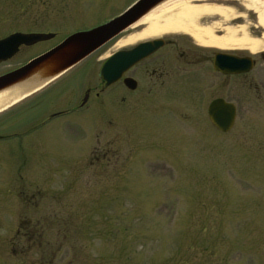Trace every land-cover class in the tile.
<instances>
[{"label": "rangeland", "instance_id": "rangeland-1", "mask_svg": "<svg viewBox=\"0 0 264 264\" xmlns=\"http://www.w3.org/2000/svg\"><path fill=\"white\" fill-rule=\"evenodd\" d=\"M137 1L0 0V36H49L25 50L23 61L114 20ZM192 5L230 12L226 20L200 18L198 26H215L216 37L226 28H244L253 40L264 36L248 2ZM143 29H126L68 74L98 80L100 62L117 51L153 39L192 40L170 33L117 47ZM263 50L264 40L253 54ZM223 93L237 106L228 133L210 124L197 88L175 84L169 113L79 109L54 130L24 137L26 144L10 138L9 124H22L32 108L0 114V264H264V104L239 83Z\"/></svg>", "mask_w": 264, "mask_h": 264}, {"label": "flooded vegetation", "instance_id": "flooded-vegetation-1", "mask_svg": "<svg viewBox=\"0 0 264 264\" xmlns=\"http://www.w3.org/2000/svg\"><path fill=\"white\" fill-rule=\"evenodd\" d=\"M14 34L34 35V37L28 41V44L20 45L11 57L0 61V79L22 69L51 50L22 61L21 54L23 55L25 50L44 44L49 36L43 32H9L0 36V42ZM160 40L162 45L159 49L123 72L121 77L110 85L99 78V70L105 59L100 62L98 80L90 79L89 73H81L83 76L81 80L78 79L80 75L75 77L74 72L69 75L72 68L62 75H65L63 79L67 78L64 82L60 80L62 77L60 76L47 83L39 80L37 84L28 86L23 98L13 101L7 107L8 109L0 112L3 114L8 111V116L10 114L14 116L13 108H32L22 124H18L15 119L11 118L13 121L9 124L10 138L18 140V144H26V141H23L24 137L39 135L47 128V131L54 130L61 119L70 118L79 109L84 108H168L169 113L170 84H175L179 89H186L189 86L197 88L203 107L206 108V114L210 104L219 100L236 109L237 106L226 100L223 92L235 90L237 83L246 87L252 93L253 99L264 104V50L253 54L241 49L221 50L202 47L190 38H186L185 45L181 44L178 37ZM216 58L219 62L239 63V70L243 71L235 74L222 73L220 65L217 70L213 67ZM193 68L198 72H192ZM173 76L175 80L169 83ZM22 79H17L10 86ZM126 80L131 82L127 83ZM73 92L76 95L73 96ZM212 92L213 96H211ZM207 95L208 100H206ZM45 108L71 109L46 113ZM36 135L33 138L39 137ZM2 139L3 137L0 136V142L3 141Z\"/></svg>", "mask_w": 264, "mask_h": 264}, {"label": "water", "instance_id": "water-1", "mask_svg": "<svg viewBox=\"0 0 264 264\" xmlns=\"http://www.w3.org/2000/svg\"><path fill=\"white\" fill-rule=\"evenodd\" d=\"M165 0H139L114 20L85 32H78L68 36L59 45L28 63L22 69L0 79V90L10 86L17 79L25 78L31 72L45 68L57 57H63V60L53 65L39 80L49 82L56 79L67 71L84 61L109 41L119 36L123 31L134 25L143 16L154 9L158 4ZM34 35L14 34L0 42V61L11 57L17 48L28 41ZM162 45V41L155 39L141 43L129 50H121L112 54L101 66L99 78L105 81L107 85L116 82L123 72L133 67L135 64L153 54ZM221 67L222 73L235 74L239 70V63L230 61H217L213 67L217 70ZM126 82H131L126 80ZM207 115L212 126L221 133H228L235 123L236 109L223 101L212 102L207 110Z\"/></svg>", "mask_w": 264, "mask_h": 264}, {"label": "bare ground", "instance_id": "bare-ground-1", "mask_svg": "<svg viewBox=\"0 0 264 264\" xmlns=\"http://www.w3.org/2000/svg\"><path fill=\"white\" fill-rule=\"evenodd\" d=\"M205 0H165L158 4L149 13L131 26V29L143 27L139 34L128 35L117 42V47H126L147 37H157L163 34H184L205 47L221 50L241 49L255 53L262 47V40H253L247 37L244 28H226L224 36H214L215 26H198L201 17L219 16L226 20L230 12L216 6H193L192 2ZM248 2L251 8L258 13L259 25L264 29V7L259 0H241ZM130 28V27H129ZM124 32V31H123ZM63 57H57L45 68L31 72L15 85L0 90V112L8 109L10 104L25 95L28 86L37 84L39 77L43 76L53 65L61 62ZM38 87V86H37Z\"/></svg>", "mask_w": 264, "mask_h": 264}]
</instances>
